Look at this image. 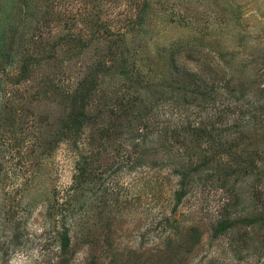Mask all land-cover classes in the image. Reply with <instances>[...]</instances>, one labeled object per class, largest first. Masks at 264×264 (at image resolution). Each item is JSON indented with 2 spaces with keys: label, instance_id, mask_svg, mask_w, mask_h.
I'll return each mask as SVG.
<instances>
[{
  "label": "rangeland",
  "instance_id": "rangeland-1",
  "mask_svg": "<svg viewBox=\"0 0 264 264\" xmlns=\"http://www.w3.org/2000/svg\"><path fill=\"white\" fill-rule=\"evenodd\" d=\"M90 73L84 144L38 161ZM258 213L264 0H0V264L64 225L68 264H264V221L212 237Z\"/></svg>",
  "mask_w": 264,
  "mask_h": 264
},
{
  "label": "trees",
  "instance_id": "trees-1",
  "mask_svg": "<svg viewBox=\"0 0 264 264\" xmlns=\"http://www.w3.org/2000/svg\"><path fill=\"white\" fill-rule=\"evenodd\" d=\"M120 54L121 59L126 58L123 53ZM172 58L173 55L170 56V60H172ZM171 64L174 65V62L172 61ZM173 67L175 68L176 65ZM181 72L184 73L183 76L187 74L184 70ZM95 76V74L90 73L89 75L86 74L80 78L74 90L70 91L68 97H66L65 101L69 110L62 117H59L58 120L53 119L51 122H47L44 129L41 130V132L47 133L49 140L46 143L47 146H45V148L42 149L43 151L40 152L41 155L39 154L40 159H38V161L42 162L45 158L51 155L56 147L62 142L69 143V145L73 146L75 150L84 144L85 140L81 139L84 135V129L87 126L93 125L95 121L93 114L87 109L97 88ZM76 171H79L77 166ZM260 221H264L263 213H258L251 217L220 221L213 228L212 237H219L227 231L234 230L238 224L252 225ZM69 229V226L64 225L62 230L57 232L58 235L56 240L58 244V256H63L58 264H68L70 262V258L66 256V254L69 253L71 245ZM192 230V236L196 235L193 236L194 243H197L198 236L196 234V228H193Z\"/></svg>",
  "mask_w": 264,
  "mask_h": 264
}]
</instances>
